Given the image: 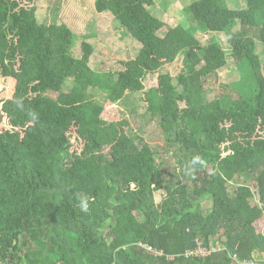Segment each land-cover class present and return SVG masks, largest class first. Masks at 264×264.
I'll return each mask as SVG.
<instances>
[{
    "label": "trees",
    "instance_id": "1",
    "mask_svg": "<svg viewBox=\"0 0 264 264\" xmlns=\"http://www.w3.org/2000/svg\"><path fill=\"white\" fill-rule=\"evenodd\" d=\"M257 1L189 0V19L163 34L156 0H96L98 12H115L122 35L141 44L135 58L120 61L124 72L143 76L179 57L188 64L146 96L147 115L178 167L166 179L127 119H105L104 102L89 89L65 90L74 80L117 103L129 87L121 73L93 68L85 40L76 56L73 29L40 22L35 0H0V68L16 81L0 104L8 125L0 130V264H242L264 253L257 227L264 217V7ZM198 26L223 32L231 50L216 36L204 43ZM229 56L250 75L235 93L208 98L207 82ZM240 134L248 138L244 149ZM226 152L232 162L224 171ZM117 226L123 230L113 233ZM198 241L221 249L187 256Z\"/></svg>",
    "mask_w": 264,
    "mask_h": 264
},
{
    "label": "rangeland",
    "instance_id": "2",
    "mask_svg": "<svg viewBox=\"0 0 264 264\" xmlns=\"http://www.w3.org/2000/svg\"><path fill=\"white\" fill-rule=\"evenodd\" d=\"M95 2L96 0H35L30 5H37L40 22L46 24L66 23L70 25L76 35V44L74 46V54L76 56L82 55L84 49L83 41L85 40L94 50L90 56V63L93 68L121 73L129 87L124 98L117 103L105 100L106 95H108L106 90L87 88L82 84L74 85V80L67 82L65 90L70 91L72 88L75 90L89 89V91L95 92L96 97L104 102L103 117L105 119H127L130 123V129L144 137L151 151L157 154L158 163H160L164 177L170 179L171 175L178 170L176 160L173 153L167 150L166 137L159 128L157 120L147 115L146 96L151 95L153 89L162 88L163 81L169 73L172 76L187 73L188 64L184 62L182 57H179L176 61L165 65L159 71L146 70L143 76L124 72L127 67L120 61L135 58L141 44L133 38L122 35L114 18L116 13L113 11L98 12ZM112 2L118 4L119 0H112ZM187 3H189V0H156L152 10L166 22L161 33L164 34L169 27L183 21L182 19H189L186 10ZM257 5L263 8L264 0H258ZM198 27L200 28L199 36L202 37L204 43L216 36L227 51L231 50L228 39L223 32L210 33L201 26ZM259 50H262V47ZM262 57L264 61L263 53ZM228 60V64L219 70L218 77L209 79L207 82L206 91L208 98L221 96L225 93H235L238 84L249 77L250 73L246 69L245 64H238L232 56H229ZM15 84V79L4 76L0 68V104L3 98L12 96ZM50 95L56 98L59 97V93L56 92H51ZM159 96H164V94L160 92ZM181 105L184 107L185 104L182 103ZM7 127L6 120H1L0 118V130ZM76 128V126L72 127L74 133H76ZM76 140L77 136L74 135L71 141L76 142ZM239 145L243 149L248 147L246 135H239ZM225 155L222 159L224 171L232 162V158L227 157L230 156L229 153L226 152ZM209 168H212V165ZM243 180L245 181L242 176V178L239 177L238 182L232 181L230 184H237ZM248 182L252 184L251 180H248ZM155 196L160 201L164 196V192L157 191ZM257 227L258 230L264 231V217L257 222ZM122 230L123 228L117 226L112 232L119 233Z\"/></svg>",
    "mask_w": 264,
    "mask_h": 264
},
{
    "label": "built area",
    "instance_id": "3",
    "mask_svg": "<svg viewBox=\"0 0 264 264\" xmlns=\"http://www.w3.org/2000/svg\"><path fill=\"white\" fill-rule=\"evenodd\" d=\"M140 245L143 248H146L149 252L154 253L152 246L148 244H144V243H140ZM219 249H221V246L205 247L201 242H199L195 248L187 250L186 254L187 256L205 257ZM155 252L157 253V251ZM261 260H264V253L261 254L260 251H254L251 258H247L244 260L239 259L238 261L242 264H245V263L255 264V263H261Z\"/></svg>",
    "mask_w": 264,
    "mask_h": 264
},
{
    "label": "clouds",
    "instance_id": "4",
    "mask_svg": "<svg viewBox=\"0 0 264 264\" xmlns=\"http://www.w3.org/2000/svg\"><path fill=\"white\" fill-rule=\"evenodd\" d=\"M83 210H85V211L87 210V206L86 205L83 206ZM198 242H201V241H198Z\"/></svg>",
    "mask_w": 264,
    "mask_h": 264
}]
</instances>
